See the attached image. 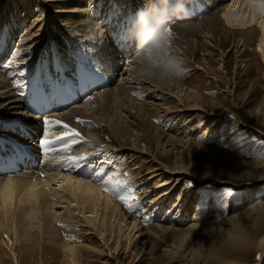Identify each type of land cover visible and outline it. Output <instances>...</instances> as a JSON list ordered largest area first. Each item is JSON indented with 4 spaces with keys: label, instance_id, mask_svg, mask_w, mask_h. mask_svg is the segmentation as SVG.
Segmentation results:
<instances>
[{
    "label": "rangeland",
    "instance_id": "374dc122",
    "mask_svg": "<svg viewBox=\"0 0 264 264\" xmlns=\"http://www.w3.org/2000/svg\"><path fill=\"white\" fill-rule=\"evenodd\" d=\"M107 1H102L103 14L96 20L100 21L101 25L105 23L109 26L115 44L118 46L129 45L128 38L121 40L122 38L118 36L116 31L125 25L130 26L127 32L130 31L134 19L132 13L135 10L127 12L125 4L121 5L116 2L117 6L111 15H114L116 10H119V15L108 20L107 14L104 13L105 8H107ZM166 1L176 4L175 2L178 0ZM20 2L21 0H3L0 3V6L4 4L9 12L11 11L9 8L13 7L11 20L18 22V34H15V41L9 46L7 58L2 57L0 59V69L5 71L8 69L5 61L12 58L19 35H22L38 15L34 0H31L30 3L28 0ZM232 2L233 0L221 1L223 5L232 4ZM185 3H188V0H185ZM140 6L137 3L135 9ZM1 7L3 8V6ZM236 7L237 5L233 9ZM158 8L165 10L161 7ZM56 9L57 7L51 8L52 11ZM215 10L217 9L198 10L197 13H193L195 18L181 17L175 13L166 16L170 25L171 45L174 47L171 52L185 61L187 69L186 75L175 81L178 82L177 84H181L186 92L189 91L192 94V97H184L185 104H192L191 99L195 97L200 104H204L202 107L206 111L200 109L193 114L191 113L193 111L190 110L171 112L177 105L179 106V102L173 94L176 89L171 87L170 90L168 84L161 85L155 81L143 82L142 86H147L144 88L146 93L144 90H139L142 93L137 94V99L138 101H147L154 109L146 119L149 127L143 124L140 119L132 121L136 122L135 125L131 124V128H135L133 132L139 135L135 141L136 145L133 143V135L131 138L126 136L122 139L119 147L114 137L102 123L92 122L90 125H95L94 127L100 129L104 144L78 142L73 147L77 151L81 149L94 165L96 163V166H100L91 168V173L95 172L96 174L94 179L97 180V184L105 181L102 192L104 191L105 193H103L122 209L129 220L137 222L138 227H141V233L128 229L123 219L117 222L109 216H105V219L100 215L93 220L88 217L87 220L77 214L69 217L74 219L75 223L69 226L58 224V235L62 241L74 245L75 252L70 253L68 249L62 250L64 248L58 243H48L39 230L30 243L14 246L16 253V257H14L9 248L11 242L14 243L13 238L10 237L11 234L8 235L9 237L2 235L4 241L0 237V264H173L170 257L183 264L184 262L185 264H206L211 260L210 255L212 253L219 255V251L225 247L239 251V248L232 246L229 240L221 239L222 234L216 230V226L230 218L234 213L259 200H264V178L257 180L256 174H247L244 172V168L235 166L236 162L245 164L240 158L264 161V42H258L244 33L237 34L239 31L232 29L231 25L223 24L225 30H215V27L210 24L211 19L204 20L203 25L205 30L213 34V39H205L196 32L175 25L171 26L172 24L186 23L192 19L195 21ZM125 12L128 14L125 15ZM157 15L164 18L163 11ZM20 17H25V21H22ZM128 18L129 20H123ZM4 20L6 18L0 20V30L5 25ZM20 21H22V25H19ZM52 29V32L57 31L54 27ZM54 34L58 35L59 33L55 32ZM64 36V43L68 44V48L72 47V50L70 48L72 54H67L69 55L68 62H70V56L74 58V55L77 54L72 41L68 39L67 35ZM135 44L136 40H133L132 45L136 46ZM120 48L115 50L120 52L122 51ZM3 50L4 48L0 49V55ZM60 50L55 47V52L52 53V47L47 48L46 52H43L46 53V61H42L43 55H41L40 62L37 65L33 64L34 66L31 68L32 74L39 71L44 83L47 82V88L50 87L52 81L61 77L60 72L58 73L54 68L55 54L59 56ZM126 50L131 51L127 52L131 59L137 49L131 47ZM52 56H54V62L51 60ZM129 58L116 60L122 71L127 68L126 64L123 63L126 62L125 60L129 61ZM41 61L45 62L48 67L42 65ZM78 67L79 64L73 66V71H77ZM68 69L66 68V70ZM125 76H127L125 81L127 85L140 86L133 80V77L137 76L136 73L134 75L124 74L122 77ZM88 77L93 78L92 76ZM23 78L25 77H21V79ZM27 78L19 84L18 88L24 98L28 93V95L33 96V89H30L31 83H26ZM117 80L122 81L119 78ZM224 108L227 109L226 112L219 116L210 115L205 119V114H218ZM192 115L195 118L189 121ZM129 122L131 123V120ZM155 127L161 130L167 139L168 136H172L177 142L162 148L163 143L167 145L165 144L166 139L155 142L158 139L153 132ZM145 130H148L149 133H146ZM159 143L162 144L159 145ZM144 145L149 147V150L142 149L145 147ZM121 147L125 148L122 149ZM152 155L157 161H162L166 165L163 167V170H167L165 175L152 176L154 166L157 163L151 160ZM177 157H182L185 160V165L197 174H203L204 168L210 170L212 168L211 162H213L217 179L207 177L202 181H197L198 175L195 177L193 172H189L187 176L183 175L185 176L184 179L177 178L175 180L178 186L177 190L174 191L173 195H169L170 197L165 196L166 198L169 197L168 199L164 197L155 199V192L152 189L158 182L169 177L168 168H172L174 160L178 161ZM230 163L231 165H229ZM39 164L41 162L36 163L34 168H30V170H36ZM88 165L90 164L88 163ZM75 167L80 168L76 164ZM245 167H247L246 164ZM239 170L241 171L239 172ZM62 173L69 175L65 169L62 170ZM81 173L79 170L78 175ZM78 175L76 178H79ZM90 175L92 176V174ZM61 176L62 174L57 179L59 181L55 182L56 185L60 184ZM70 176H74V174H70ZM118 183L122 185L119 194L125 198L127 203L113 192L105 190L116 187ZM170 186H166L158 192L162 194ZM245 190L250 195L247 201L243 199ZM228 202L231 204L230 210L227 208ZM146 212L148 213L146 214ZM85 215L91 214L87 212ZM193 222L213 226L206 229L207 232H201L200 241L187 238L183 243L182 239L186 234V228ZM162 226L177 229L168 231L166 228L162 229ZM260 232H264V225ZM4 242L8 244L6 245ZM53 244H56L58 248ZM244 245L237 247L242 248ZM171 247H174L175 255L166 250L168 248L170 250ZM229 259L238 260L233 257L224 258V260ZM240 259L245 263L264 264V252L262 253L255 245H251L246 253H240Z\"/></svg>",
    "mask_w": 264,
    "mask_h": 264
},
{
    "label": "bare ground",
    "instance_id": "6f19581e",
    "mask_svg": "<svg viewBox=\"0 0 264 264\" xmlns=\"http://www.w3.org/2000/svg\"><path fill=\"white\" fill-rule=\"evenodd\" d=\"M34 1L37 9L36 14L38 13V15L32 24L24 30L22 35H19V41L17 40L16 42L18 44L14 43L16 49L12 54V58L9 61H5L8 69L6 71L2 68L0 69V142L6 146L10 143L21 144L33 155L39 154V148L43 154V162L38 165L39 167L36 170H30L29 168V171H27L23 169L19 174H9L8 176L0 177V237L3 240L2 235L7 237L11 234L10 237L13 238L14 243L12 241L9 248L14 257H16L14 246L30 243L36 237L35 234L39 230L48 243H58L64 248L62 250L68 249L70 253L75 252V246L62 241L58 235V224L69 226L75 223L74 219H70L69 217L77 214H80L81 217L87 220L89 219L88 217H91L93 220L98 216L100 217V215L102 217L109 216L117 222L123 219L128 229L141 233V227H138L137 222L129 220V217L124 214L122 209L107 197L104 191V193L102 192L105 181L97 184V180L94 179L96 174L95 172L91 173V168H98L100 166H96V163L94 165L89 158L79 163L74 162L70 158L85 156V152L83 154L81 149L79 151L73 149L78 142L104 144L100 129L94 127L95 125H90L92 122L102 123L105 129L114 137L119 147L121 146L119 143H122V139L126 138V136L131 138L133 135V143L136 145L135 141L139 135L133 132L135 128H131V124L135 125L136 122L132 121L140 119L143 121V124L149 127L146 119L154 109L147 101H138L137 99V94L142 93L139 90H144L146 93L144 88H147V86H142V83H150V81L142 80L138 76H135L133 80L140 85L136 84L137 86L135 87L125 83L127 76L122 77L124 74L134 75L137 73V57L134 54L130 59L127 52L131 51L126 50L131 47L132 49L136 48V46L132 45L135 38L131 31L127 32L130 26L125 25L116 32L122 38L121 40L128 38L129 45L118 46V44L114 43L109 26L105 23L101 25L100 21L96 20L97 17L103 14L101 4L103 0ZM221 1L224 0H196L189 4V8L191 9L190 18H195V14L193 15V13H197L201 9L216 8L217 10L195 21L192 19V21L172 24L171 26L175 25L182 29L196 32L205 39H213V34L205 30L206 28L203 25L204 20L211 19L210 24L215 27V30H225L223 24L231 25L232 29L239 31L237 34L244 33L258 42H264V17L258 16L253 11L249 5V0H233L232 4L226 5H223ZM1 2L3 0H0ZM21 2H24V0H21ZM28 2L30 3L31 0H28ZM116 2H119L121 5L125 4L127 12L136 11L137 8L135 9V7L137 3L141 5V0H108L106 4L107 8L104 10L108 20L116 18L115 15H119V10L114 11V15H111L117 6ZM177 2L175 3L177 4ZM152 3L156 4L157 7L167 10V16L175 13L184 17V15L176 11V4L169 3L166 0H152ZM235 5L237 7L233 9ZM1 6L0 20L5 18L6 20L3 21L5 25L0 30V49L4 48L0 59L2 57L7 58L9 46L15 41V34H18V22L11 20L13 7L9 8L11 10L9 12L4 4ZM52 7H57V9L52 11ZM127 12H125V15L128 14ZM156 17L163 18L157 14ZM20 18L22 21H25V17ZM123 20H129V18ZM22 21H20L19 25H22ZM153 23H156L155 19ZM52 27L60 35H55V32H52ZM130 29H132V26ZM64 35H67L68 39L72 41L75 53L77 54L74 55V58L70 56V62H68L69 55L67 54H72L70 51L72 47L68 48V44L64 43ZM50 47H52V53L55 52V47L61 49L59 56L55 54L54 67L55 71L60 72L61 77L57 80L55 79L56 81H52L50 87L47 88V82L44 83V79L39 75V71L36 74H32L31 68L40 62L39 58L41 55H43L42 61H46V53L44 54L43 52H46L47 48ZM120 47L122 51L117 52L115 49ZM173 48L171 45L170 51ZM125 58H129L130 60H125L126 62L123 64H126L127 68L122 71L116 60ZM51 60L54 62V56H52ZM42 61L41 64L46 65ZM72 64L73 66L79 64L77 71H73ZM66 68L69 69L66 70ZM21 74L23 75L21 76ZM84 75L92 76L95 83L91 84L87 80H81ZM21 77L25 78L21 79ZM26 78V83H31L30 89H33V96L28 95V93L24 98L18 88L19 84ZM118 78L124 82H119ZM177 83L175 80L167 83L170 86V90L171 87L176 89L173 94L179 102V106L177 105L171 112L190 110L193 111L191 112L193 114L196 110H204L202 107L204 104H200L195 97L191 99L192 104H185L184 97L189 98L192 94L189 91L186 92V89ZM93 85L96 87L88 89ZM48 105L52 106V108H42ZM226 111L227 109L224 108L218 114L207 113L205 114V119L210 115L219 116ZM194 118V115H192L189 121ZM130 120L131 123L129 122ZM64 125L68 127H64ZM73 130L75 133H79V135L72 134ZM145 131L149 133L148 130ZM153 132H155L158 138L155 142H158L160 139H166L165 144L167 145L163 143L162 148L177 142L172 136H168L167 139L164 136L165 134L156 127ZM45 139L52 142L48 147H45L42 143ZM144 146L142 149L149 150V147ZM177 158L178 161L174 160L172 168L167 167L169 169V177L158 182L152 189L155 192V199L173 195L178 187L175 180L177 178L184 179L185 176L183 175L187 176L189 172H193L195 177L198 175L197 181H202L207 177L217 179L213 162H211L212 168L210 170L204 168L202 170L203 174H197L185 165V160L182 157ZM240 159L245 162L247 167H245L243 162H236L235 166L244 168V172L247 174H256L258 176L257 180L264 178V161ZM151 160L157 162L152 176H162L167 173V170H163V167L166 165L162 161H157L154 155H152ZM75 164L80 168H76ZM64 169L69 175H63L62 170ZM79 170L82 172L81 175H78ZM60 174H62L60 184L56 185L55 182L59 181L57 179ZM70 174H74V176H70ZM77 175L79 178H76ZM169 185L171 186L166 192L162 194L158 192ZM249 196V192L245 190L243 192V199L247 201ZM160 202L162 201L160 200ZM230 205L228 202L227 208L229 210L231 208ZM87 212L91 215H85ZM263 225L264 200H259L222 221L220 225L216 226V230H219L220 234H222L221 239L229 240L232 246L239 248V251H233L229 247H225L219 251V255L218 253H212L210 255L211 260L206 264H250L241 261L240 253H246L251 245H255L262 253L264 252V232H260ZM212 226L204 225L201 222H193L186 228V234L182 239L183 243L187 238L200 241L201 232H207L206 229ZM162 227V229L166 228L168 231L177 229L174 227ZM27 235L29 236L28 239ZM135 239H137V236H135ZM4 243L6 244V242ZM243 244L245 245L242 248L237 247ZM53 245L57 247L56 244ZM166 250L169 251L168 253H174L173 255H175V251L173 252L174 247ZM227 257L237 258L238 260H224ZM170 259L173 261V264H183L174 261L172 257Z\"/></svg>",
    "mask_w": 264,
    "mask_h": 264
},
{
    "label": "clouds",
    "instance_id": "9594fccd",
    "mask_svg": "<svg viewBox=\"0 0 264 264\" xmlns=\"http://www.w3.org/2000/svg\"><path fill=\"white\" fill-rule=\"evenodd\" d=\"M194 0H178L176 11L184 16L191 15L189 4ZM253 11L264 17V0H249ZM163 11L164 18L156 14ZM132 29L136 40L137 76L142 80L155 81L166 85L173 80L182 79L187 72L185 61L170 51L171 37L166 10H161L152 0H142L141 6L132 13ZM156 23H153V20Z\"/></svg>",
    "mask_w": 264,
    "mask_h": 264
},
{
    "label": "snow or ice",
    "instance_id": "6c2138e0",
    "mask_svg": "<svg viewBox=\"0 0 264 264\" xmlns=\"http://www.w3.org/2000/svg\"><path fill=\"white\" fill-rule=\"evenodd\" d=\"M59 123V122H58ZM64 127H68L67 125H64ZM72 134H74V135H79V133H75V131L73 130V133ZM67 135V134H66ZM62 139V138H61ZM42 143H43V145L45 146V147H48L52 142L51 141H49V140H47V139H45V140H43L42 141ZM70 159H72L74 162H76V163H79V162H81V161H85L86 159H87V157L86 156H79V157H71ZM121 184H117L116 185V187H114V188H106L105 190L106 191H110V192H113L114 194H116L117 196H118V198H120V199H122V200H125V198L123 197V196H120V194H119V189L121 188ZM125 203H127V201L125 200Z\"/></svg>",
    "mask_w": 264,
    "mask_h": 264
}]
</instances>
